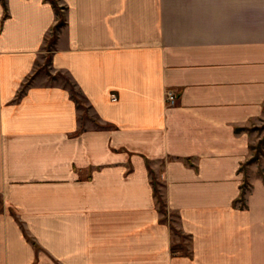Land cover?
<instances>
[{
	"label": "crops",
	"instance_id": "0c3cea01",
	"mask_svg": "<svg viewBox=\"0 0 264 264\" xmlns=\"http://www.w3.org/2000/svg\"><path fill=\"white\" fill-rule=\"evenodd\" d=\"M56 1L0 0V264H264V0Z\"/></svg>",
	"mask_w": 264,
	"mask_h": 264
},
{
	"label": "rangeland",
	"instance_id": "374dc122",
	"mask_svg": "<svg viewBox=\"0 0 264 264\" xmlns=\"http://www.w3.org/2000/svg\"><path fill=\"white\" fill-rule=\"evenodd\" d=\"M56 31H57V29L55 31L54 30L51 31L45 48H49L52 45L53 41L55 40ZM53 38H54V40L52 41ZM48 64H49L48 61L45 59L44 62L40 63V66H38L36 68V71H39V70H42V72L46 71L47 74L49 75V77H48V75H45L44 77L47 78L46 79L47 82H50V81H52L53 78L50 77L52 74L50 72L49 73L51 75L48 73V70L50 68ZM57 73H60V72L58 71L55 74H57ZM55 74H53V75L59 81H64L67 79L66 76L64 75V77H63L61 75V73L57 74V75H55ZM168 91H172L174 93V102L173 103H171L169 100L168 101L166 100V94ZM176 101H177V95H176L175 91L167 89L165 91V102H166V104L168 106H173L176 104ZM247 130H248V133L250 135V145H251L250 152L251 153H250V156L247 159V161L242 164L241 169H242V171H249L253 174L261 175L264 173V116L261 119H259L258 121L250 124L248 126ZM162 209L165 210L166 220L169 222V224L172 227L175 228V226L177 225L176 224L177 218L175 217V215H173L172 213L167 211V209L164 207V205H163ZM179 242L183 246V248L176 247L178 250L176 248L171 249L172 255L179 254L180 252H183V249H187V247H186L187 246V237L185 235L179 233V234L173 236V243H179Z\"/></svg>",
	"mask_w": 264,
	"mask_h": 264
},
{
	"label": "trees",
	"instance_id": "16d2710c",
	"mask_svg": "<svg viewBox=\"0 0 264 264\" xmlns=\"http://www.w3.org/2000/svg\"><path fill=\"white\" fill-rule=\"evenodd\" d=\"M3 1L4 0H1L2 3H3ZM48 1L51 3L52 7L54 8L55 13H56L57 18H58L57 22L55 23V25L52 28L55 31L60 26H62L63 23H64L63 16H62V11H61V7L58 5L56 0H48ZM53 40H54V38L52 39V41ZM154 194H155V197H156V201L159 204V209H162L163 208V202L161 200V197L158 194V190L155 187H154Z\"/></svg>",
	"mask_w": 264,
	"mask_h": 264
},
{
	"label": "built area",
	"instance_id": "2783aa9c",
	"mask_svg": "<svg viewBox=\"0 0 264 264\" xmlns=\"http://www.w3.org/2000/svg\"><path fill=\"white\" fill-rule=\"evenodd\" d=\"M166 100L170 101L171 103L174 102V93L172 91H168L167 94H166Z\"/></svg>",
	"mask_w": 264,
	"mask_h": 264
}]
</instances>
